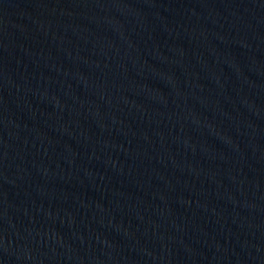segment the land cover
Segmentation results:
<instances>
[{
  "label": "water",
  "instance_id": "95a60500",
  "mask_svg": "<svg viewBox=\"0 0 264 264\" xmlns=\"http://www.w3.org/2000/svg\"><path fill=\"white\" fill-rule=\"evenodd\" d=\"M0 264H264V0H0Z\"/></svg>",
  "mask_w": 264,
  "mask_h": 264
}]
</instances>
